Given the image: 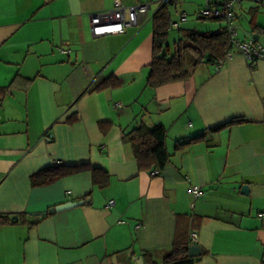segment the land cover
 Here are the masks:
<instances>
[{"label": "crops", "instance_id": "crops-1", "mask_svg": "<svg viewBox=\"0 0 264 264\" xmlns=\"http://www.w3.org/2000/svg\"><path fill=\"white\" fill-rule=\"evenodd\" d=\"M114 1L0 0V214L18 217L0 223V264H161L175 235L192 231L193 264H264V59L250 67L234 49L219 68L202 63L186 79L150 87L161 0H121L148 8L123 32L93 37L89 14ZM186 1L170 5L171 22L188 15ZM235 11L248 24L238 37L264 46V4L242 1ZM252 14L262 32L252 31ZM184 25L172 42L169 31L170 49L191 29ZM105 78L119 83L92 89ZM232 119L241 121L210 131ZM156 124L166 129L169 158L153 175L139 170L124 135ZM79 163L108 172L109 184L94 185L89 169L30 184L41 168ZM191 185L201 188L196 198Z\"/></svg>", "mask_w": 264, "mask_h": 264}, {"label": "trees", "instance_id": "trees-1", "mask_svg": "<svg viewBox=\"0 0 264 264\" xmlns=\"http://www.w3.org/2000/svg\"><path fill=\"white\" fill-rule=\"evenodd\" d=\"M175 0L160 5L152 18V60L149 64V72L146 82L150 87H157L167 82L186 79L192 71L202 63L215 64L223 60L230 51L229 35L225 26L218 19L210 17H199L204 21H219V27L214 30L199 31L196 29H181V36L174 42L170 49L166 43L170 31L171 13L170 5ZM253 32H262L255 24L254 15L249 21ZM115 78H105L94 83L92 89L99 90L110 86H117ZM241 119H232L229 122L210 128L216 132L222 128L240 122ZM102 127H107L109 122H100ZM204 134L196 136L184 143H177L175 149H181L191 143L202 140ZM166 129L156 124L152 128L139 125L124 135L132 148L133 156L139 170H156L158 175L165 167L169 154L165 145ZM89 169L91 171L92 183L99 188L109 184V174L103 169L90 166L88 163L79 164H57L37 170L29 177L32 186L50 184L64 176L75 174L79 171ZM154 175V174H153ZM20 216L25 217L21 213ZM33 222L26 223L33 225ZM10 221L9 215L0 214V223ZM191 245L188 235L177 233L174 237L169 252L162 259L161 264H193V257L189 255L188 247ZM149 256V255H148ZM149 264H158L149 260Z\"/></svg>", "mask_w": 264, "mask_h": 264}, {"label": "built area", "instance_id": "built-area-1", "mask_svg": "<svg viewBox=\"0 0 264 264\" xmlns=\"http://www.w3.org/2000/svg\"><path fill=\"white\" fill-rule=\"evenodd\" d=\"M171 0H161V4ZM218 7H213L210 0H205L197 14L200 17H210L220 20L225 26L229 35L230 51L225 55L223 60H218L216 67L219 68L223 62L231 57V52L236 49L252 67L257 61L264 59V46L259 44L253 37L240 39L238 37L239 23L236 18L235 8L242 1H250L254 3L264 4V0H217ZM148 8V4H136L132 6L125 5L121 0H115L111 9L103 11H95L89 14L90 30L93 37H100L107 34H115L123 32L130 26L137 23V15ZM187 16L180 15L179 20L171 22V29H179L180 23L185 21ZM119 104H117L118 106ZM154 170L152 174H156ZM193 198L201 194L199 185H191L189 188ZM113 204V200L109 201ZM192 244L197 243V233L192 231L189 235Z\"/></svg>", "mask_w": 264, "mask_h": 264}, {"label": "rangeland", "instance_id": "rangeland-1", "mask_svg": "<svg viewBox=\"0 0 264 264\" xmlns=\"http://www.w3.org/2000/svg\"><path fill=\"white\" fill-rule=\"evenodd\" d=\"M199 0H187V4H186V12H187V21L185 22L184 21V26H189L190 28H192L193 26H195V24L198 22L199 23H206V26H210L211 28H215L218 23L217 22H209V21H204L203 19H199L198 17V14H197V4ZM204 1L201 2V6L204 5ZM179 8L177 10V12H174L172 11V16L174 18H177L178 17V14H179ZM236 12V11H235ZM239 13V12H238ZM239 24L241 23L242 24V27L243 28H247L248 27V24H247V17H244L243 15H239ZM176 38V30L174 31V29H171L170 30V33H169V41L172 42L174 39Z\"/></svg>", "mask_w": 264, "mask_h": 264}, {"label": "water", "instance_id": "water-1", "mask_svg": "<svg viewBox=\"0 0 264 264\" xmlns=\"http://www.w3.org/2000/svg\"><path fill=\"white\" fill-rule=\"evenodd\" d=\"M49 136H51V135L49 134ZM241 192H243V193H247L248 192V186L246 184L242 185ZM86 201H87V199L80 200V201L66 202V203H63V204H60V205H56L54 207H50L46 211V213L52 214V213H55V212H59V211H62V210H65V209H68V208L83 204ZM46 213H43V214H46ZM17 219H18L17 215H12L10 217L11 221L17 220ZM188 252H189V255L191 257H194L195 259H198L200 257V247L197 244L190 245L188 247Z\"/></svg>", "mask_w": 264, "mask_h": 264}]
</instances>
